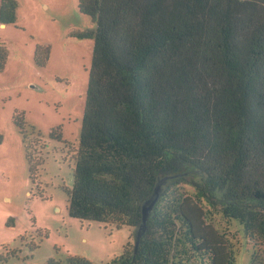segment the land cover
<instances>
[{
	"label": "trees",
	"instance_id": "16d2710c",
	"mask_svg": "<svg viewBox=\"0 0 264 264\" xmlns=\"http://www.w3.org/2000/svg\"><path fill=\"white\" fill-rule=\"evenodd\" d=\"M77 5L94 26L80 35L94 48L78 147L50 134L74 167L69 217L135 236L143 203L170 178L138 247L127 242L107 264H238L234 224L252 246L248 264H264V0ZM17 10L0 0V25ZM7 59L0 46V72ZM13 124L36 184L46 142L22 114Z\"/></svg>",
	"mask_w": 264,
	"mask_h": 264
},
{
	"label": "rangeland",
	"instance_id": "374dc122",
	"mask_svg": "<svg viewBox=\"0 0 264 264\" xmlns=\"http://www.w3.org/2000/svg\"><path fill=\"white\" fill-rule=\"evenodd\" d=\"M16 2V23L0 25V46L8 51L0 72V264L64 263L73 257L107 264L134 241L133 232L69 217L64 187H72L74 167L64 145L50 137L58 130L63 142L78 147L94 48L93 40L80 35L94 27L92 20L79 12L77 0ZM39 48L45 52L36 55ZM15 113L23 115L27 132L34 128L46 142L36 184ZM198 180L187 176L190 183ZM185 191L194 189L186 184ZM230 230L239 232L238 264H248L252 246L237 225Z\"/></svg>",
	"mask_w": 264,
	"mask_h": 264
},
{
	"label": "water",
	"instance_id": "95a60500",
	"mask_svg": "<svg viewBox=\"0 0 264 264\" xmlns=\"http://www.w3.org/2000/svg\"><path fill=\"white\" fill-rule=\"evenodd\" d=\"M5 26V25H2ZM170 178H165L163 179L158 186L155 189L154 196L145 201L142 205V221L138 227V229L135 231V236H134V241H135V247L137 248L140 241L144 237V235L147 232V224L148 221L151 217L152 211L156 204L158 203L162 193H163V188L162 186L165 185Z\"/></svg>",
	"mask_w": 264,
	"mask_h": 264
},
{
	"label": "crops",
	"instance_id": "0c3cea01",
	"mask_svg": "<svg viewBox=\"0 0 264 264\" xmlns=\"http://www.w3.org/2000/svg\"><path fill=\"white\" fill-rule=\"evenodd\" d=\"M7 201H10V198H6Z\"/></svg>",
	"mask_w": 264,
	"mask_h": 264
}]
</instances>
